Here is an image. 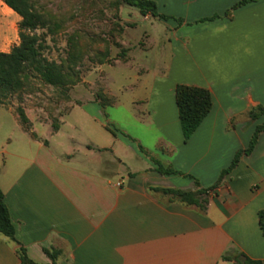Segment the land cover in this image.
Wrapping results in <instances>:
<instances>
[{"label":"crops","instance_id":"crops-1","mask_svg":"<svg viewBox=\"0 0 264 264\" xmlns=\"http://www.w3.org/2000/svg\"><path fill=\"white\" fill-rule=\"evenodd\" d=\"M242 1L181 12L162 54L168 61L134 78L138 109H110L106 124L102 109H68L56 130L26 112V126L13 115L17 136L0 144V191L18 244L0 234V264H22L19 247L35 264H51L44 249L59 253L55 264H235L222 257L239 253L264 264V131L220 177L264 123V114L247 116L264 109V0ZM8 9L0 0L1 53L19 44V17L11 10L6 18ZM177 85L211 95L187 141ZM158 166L179 174H159ZM150 188L205 190L204 208Z\"/></svg>","mask_w":264,"mask_h":264},{"label":"rangeland","instance_id":"rangeland-1","mask_svg":"<svg viewBox=\"0 0 264 264\" xmlns=\"http://www.w3.org/2000/svg\"><path fill=\"white\" fill-rule=\"evenodd\" d=\"M207 1L158 0L157 12L166 17L162 20L142 16L121 0H29L40 20L36 34L44 42L41 58L60 67L67 83L49 86L33 69L26 70L23 87L0 98V144L6 135L17 136L13 115L19 119L18 110L24 117L26 112L51 123L53 129L66 122L68 109H102L105 124L110 109H138L132 103L139 93L134 78L162 68L168 61L162 54L170 47V29L183 21L181 12L196 10ZM11 13L6 10V18ZM107 126L114 132L112 125ZM63 129L69 131L67 125ZM63 137L61 133L56 140Z\"/></svg>","mask_w":264,"mask_h":264},{"label":"trees","instance_id":"trees-1","mask_svg":"<svg viewBox=\"0 0 264 264\" xmlns=\"http://www.w3.org/2000/svg\"><path fill=\"white\" fill-rule=\"evenodd\" d=\"M3 3L12 10L21 21L18 24V38L19 44L14 46L9 53L0 52V98H5L7 95L18 92L23 87L24 75L26 70L33 69L40 78V80L49 86H62L67 83L66 77L62 69L53 63L47 62L41 58V50L43 48V41L36 34V30L40 26L39 16L31 11L29 0H2ZM124 4L134 7L142 16H151L165 20L166 17L159 15L157 12L156 3L153 0H121ZM252 0H244L246 3ZM175 104L178 112V119L180 124L183 140L187 141L191 135L197 130L201 122L209 114L212 106L211 95L205 88L177 85L174 89ZM20 122L26 125L27 121L21 110H18ZM264 114L263 108H257L248 113L251 120L257 119ZM57 128H53L56 130ZM264 131V123L255 128L251 136L249 144L246 149L239 150L234 155L232 162L228 169L224 170L220 177L228 172L238 162L243 154H249L256 143L258 135ZM156 171L162 175H175L178 172L171 168H163L158 166ZM194 181V185L198 187V182ZM216 186V185H215ZM152 192H160L165 195H170L179 201L195 205L199 209L204 208V200L200 198L205 190H197L195 192H187L180 190L150 188ZM258 223L262 235L264 236V210L258 212ZM0 234L6 237L9 241L18 244L14 239V229L10 222L8 210L3 201V194L0 191ZM44 253L51 260V264H55L59 253L57 251H49L44 249ZM22 264H35L30 261L26 255L25 250L18 248ZM224 260H231L235 264H261L260 261L252 260L243 254L224 255Z\"/></svg>","mask_w":264,"mask_h":264}]
</instances>
